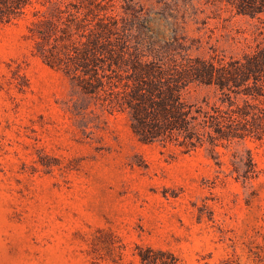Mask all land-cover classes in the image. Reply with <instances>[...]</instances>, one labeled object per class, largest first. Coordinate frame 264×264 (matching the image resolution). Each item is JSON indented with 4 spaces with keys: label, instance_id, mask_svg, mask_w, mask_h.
I'll list each match as a JSON object with an SVG mask.
<instances>
[{
    "label": "rangeland",
    "instance_id": "obj_1",
    "mask_svg": "<svg viewBox=\"0 0 264 264\" xmlns=\"http://www.w3.org/2000/svg\"><path fill=\"white\" fill-rule=\"evenodd\" d=\"M134 1L116 42L130 51L219 63L252 50L264 25L226 0ZM28 20L0 21V264H264V135L144 142L127 111L35 53ZM220 95L185 92L195 115Z\"/></svg>",
    "mask_w": 264,
    "mask_h": 264
},
{
    "label": "trees",
    "instance_id": "obj_2",
    "mask_svg": "<svg viewBox=\"0 0 264 264\" xmlns=\"http://www.w3.org/2000/svg\"><path fill=\"white\" fill-rule=\"evenodd\" d=\"M226 1L235 14L264 22V0ZM119 5H125L124 14ZM139 10L134 0H0V21L28 18L35 53L110 111H127L144 142L161 139L189 149L203 143L204 133L213 139L261 138L264 25L252 32V50L216 63L177 55L176 47L167 45L159 49L149 43L144 49L138 43L126 50V43H116L119 30L128 35L120 20L129 21ZM144 50L153 57H144ZM193 83L215 84L221 91L212 111L199 106L198 115L193 114L194 104L185 97Z\"/></svg>",
    "mask_w": 264,
    "mask_h": 264
}]
</instances>
